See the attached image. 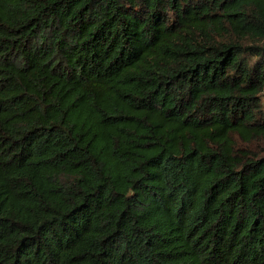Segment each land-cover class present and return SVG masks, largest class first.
I'll list each match as a JSON object with an SVG mask.
<instances>
[{"label": "trees", "instance_id": "trees-1", "mask_svg": "<svg viewBox=\"0 0 264 264\" xmlns=\"http://www.w3.org/2000/svg\"><path fill=\"white\" fill-rule=\"evenodd\" d=\"M0 264H264V0H0Z\"/></svg>", "mask_w": 264, "mask_h": 264}]
</instances>
